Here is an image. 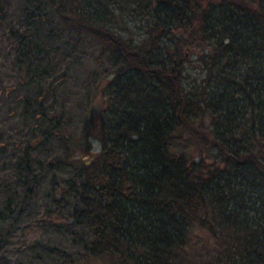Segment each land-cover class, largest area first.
Wrapping results in <instances>:
<instances>
[{"label":"trees","instance_id":"1","mask_svg":"<svg viewBox=\"0 0 264 264\" xmlns=\"http://www.w3.org/2000/svg\"><path fill=\"white\" fill-rule=\"evenodd\" d=\"M41 6L57 23L39 18L35 3L14 41L19 73L39 87L28 103L37 114L46 116L41 93L55 77L38 21L95 37L115 68L100 151L52 192L61 218L46 210L37 221L76 233L73 254L48 247L58 263L264 264V0ZM130 23L136 38L114 31ZM49 121L52 133L59 117ZM30 152L27 144L15 173L25 192L36 175ZM69 156L46 166H66ZM0 264H9L1 250Z\"/></svg>","mask_w":264,"mask_h":264},{"label":"rangeland","instance_id":"2","mask_svg":"<svg viewBox=\"0 0 264 264\" xmlns=\"http://www.w3.org/2000/svg\"><path fill=\"white\" fill-rule=\"evenodd\" d=\"M35 3L41 10L39 18L57 23L49 7L42 8L45 0H0V146L4 145L0 156V250L9 264H59L48 247L74 253L73 230L37 221L46 210L50 217L61 218L54 212L52 192L58 196L73 176L72 168L90 162L100 151L103 92L115 73L111 51L101 41L38 21L37 36L55 61V77L48 93L46 83L41 93L46 116L37 114L36 105L28 103H35L39 87L34 82L25 84L14 60L15 36L25 29ZM127 26V32L114 31L126 39L136 38L137 26ZM51 31L53 41L47 38ZM56 117L58 128L51 133L49 119ZM27 144L36 175L25 192L15 173ZM65 153L70 155L66 166H46ZM8 202L12 205L7 207Z\"/></svg>","mask_w":264,"mask_h":264}]
</instances>
